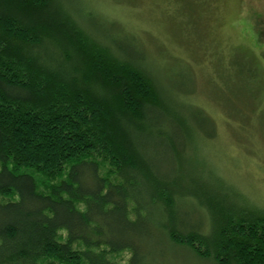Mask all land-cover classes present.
Segmentation results:
<instances>
[{"label": "trees", "instance_id": "16d2710c", "mask_svg": "<svg viewBox=\"0 0 264 264\" xmlns=\"http://www.w3.org/2000/svg\"><path fill=\"white\" fill-rule=\"evenodd\" d=\"M72 2L0 0V264H147L159 247L264 264V212L185 175L175 102Z\"/></svg>", "mask_w": 264, "mask_h": 264}, {"label": "rangeland", "instance_id": "374dc122", "mask_svg": "<svg viewBox=\"0 0 264 264\" xmlns=\"http://www.w3.org/2000/svg\"><path fill=\"white\" fill-rule=\"evenodd\" d=\"M72 5L94 14L105 34L131 42L146 58L195 136L183 152L185 175L264 212V0H73ZM107 170L104 165L101 172ZM196 205L194 199L183 205L192 218ZM157 251L147 264H214L178 250ZM129 256L109 258L121 264Z\"/></svg>", "mask_w": 264, "mask_h": 264}]
</instances>
